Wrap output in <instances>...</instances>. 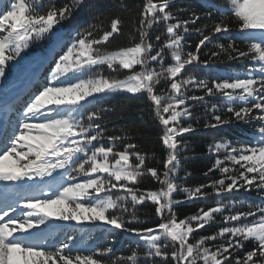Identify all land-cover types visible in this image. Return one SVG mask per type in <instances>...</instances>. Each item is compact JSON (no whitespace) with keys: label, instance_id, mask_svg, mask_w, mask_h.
Instances as JSON below:
<instances>
[{"label":"snow or ice","instance_id":"6c2138e0","mask_svg":"<svg viewBox=\"0 0 264 264\" xmlns=\"http://www.w3.org/2000/svg\"><path fill=\"white\" fill-rule=\"evenodd\" d=\"M41 2L0 0V81L6 79L12 62L34 43L49 39L53 51L62 50L51 62L46 82L34 87L19 108L0 119V181L6 187L32 182L28 187L35 188L44 177L56 176L45 184L51 195L39 188V195L21 197L19 204L13 201L0 207V264H138L137 250L118 259H104L112 253L111 247L83 254L74 247L77 242L72 234L58 243H45L41 236L44 229L64 227L50 225L51 220L74 221L81 226L74 232L99 227V221L110 226L106 231L130 233L143 242V255L150 264H156L157 257L160 264H168L169 254L174 264H264V0H228L230 7L201 0L199 11L171 10L177 0H144L136 29L138 39L130 38L132 46L115 51L102 48L122 34L119 15L105 16L104 20L97 17L98 23L74 30L65 41L56 29L72 18L84 0H68L59 7L49 3L46 11L41 10ZM214 14L218 20L212 19ZM200 21L205 22L197 27ZM160 23L165 25L163 43L161 35L153 40L150 34ZM233 26L241 42H246V50L238 47L231 35ZM190 32L201 38L195 51L185 52ZM217 34L223 35L227 44L216 43L217 50L201 61L202 48L217 40ZM166 52L172 61L167 67ZM221 54L229 61L253 63L243 76L211 81L181 78L186 66H209L212 58ZM105 66L110 72L127 70L129 74L123 79L106 76ZM93 69L95 74L84 78L83 74ZM162 79L167 82V91L160 89L158 94L156 86ZM190 87L204 95H187ZM120 92L146 93L152 102L154 116L164 128L160 137L167 149L163 178L157 168L146 165V154L127 142V134L107 133L101 123L105 109H92L93 104ZM217 95L223 98V107L230 115H217L219 106L212 104V121L203 125L205 129L245 123L254 130L248 141L222 139L209 145V153L217 154V158L204 176L218 171L220 178L194 189L183 187L174 182L181 163L176 138L195 128L192 124L184 126L181 118H192L189 100L202 102L206 96ZM118 141L123 143V150L117 149ZM221 152L223 159L218 155ZM146 173L159 182V190L142 191L138 187ZM177 192L184 193L185 200L212 195L217 200L215 206L178 220L175 206L184 201L173 199ZM252 192L260 202L249 203L247 210H242L245 200L235 197ZM146 201L152 202L160 222L154 227H130L138 219L137 206ZM217 215L221 217L219 231L195 238L197 231ZM217 239L221 243L207 246ZM248 244L251 250H245Z\"/></svg>","mask_w":264,"mask_h":264},{"label":"trees","instance_id":"16d2710c","mask_svg":"<svg viewBox=\"0 0 264 264\" xmlns=\"http://www.w3.org/2000/svg\"><path fill=\"white\" fill-rule=\"evenodd\" d=\"M68 0H42L41 10L46 11V6L49 3H55L57 7L62 6ZM144 0H84L83 6L73 13L70 20L65 21L56 31L65 33V38L70 40V36L73 31H79L87 29L89 25H94L100 20H104L107 16L109 19L113 16L119 15L123 21L122 34L116 36L107 45L103 46L102 50L115 51L119 47L132 46V40L130 38L135 37L138 39V33L136 29L139 24V12L142 9ZM218 5L224 7H230L228 0H214ZM95 6V7H93ZM185 8L193 10H201V0H177L176 3L171 5V10L176 8ZM184 18H187V13L183 14ZM218 14H214L212 19L218 20ZM174 22V21H173ZM205 21H200L196 25L197 27ZM105 25L107 20L104 21ZM165 25L160 23L154 25L150 30V34L153 40L157 35H161L162 39L166 36L164 33ZM236 38V44L238 47L246 50V42H241L237 35V30L233 26V32L231 33ZM218 39L213 43H208L202 48L199 54L201 61L208 60L212 51H216V43L227 44V40L223 35L217 34ZM201 37L198 33L190 32L186 35L187 44L185 46V52L195 51V44L198 43ZM51 40L45 39L40 43H34L28 50L22 55L25 57L31 55L35 51H45L51 45ZM13 64L15 62H12ZM169 63H172L169 54L165 53L164 66L167 67ZM251 60H245L244 63L238 61H229L227 56L221 54L218 58L213 57L209 66H205L203 63L199 65L186 66V70L183 72L181 78L193 77L195 79H204L211 81L217 77H227L231 75L241 74L247 67L252 66ZM157 67L158 65H153ZM12 68H10L11 70ZM136 70L139 71V66H136ZM95 69L92 72H85L84 78H88L95 74ZM104 75L117 76L123 79L128 73L127 70H121L118 72H110L105 66ZM159 94L160 89L167 91V82L161 80L156 86ZM187 95H204L202 90L189 88ZM223 98L219 95L213 97H205L202 102L188 101V104L192 105V118L182 117L181 122L184 126L192 124L195 131L190 133H184L182 136H178L176 139L180 141L178 144V158L181 163L176 170V177L174 182L187 188H195L201 184H210L213 180L219 179L221 174L218 171H214L209 174L208 177L204 176V173L212 166L217 158V154L209 153V145H214L216 142H222V139H228L231 141H248L250 140L253 132V127L245 123H233L231 125L222 126L218 129L208 128L205 129L203 125L206 122L212 121V104H217V115L227 116L230 115L223 107ZM92 109L103 108L105 109V119L101 123L106 127L107 133L110 135H125L127 134L130 139L127 142H131L137 145L140 152L146 154V165L148 167H155L161 173L163 178V161L167 156V149L162 144L160 137L163 134L164 128L160 124L159 120L154 116L152 102L148 99L146 93L130 94L126 92H120L106 97L101 103L93 104ZM111 109L110 111H107ZM107 143V141H104ZM186 145V147H185ZM118 150H123V143L116 142ZM221 159L224 158V153L218 154ZM134 161L135 158L133 157ZM138 187L144 190H159L162 186L158 181L151 178L150 174H145L141 179ZM211 192V188L206 189ZM185 194L177 192L173 194L174 200H183L184 202L175 206L178 220L183 219L186 216L196 214L199 209L203 208L207 210L208 207L215 206L217 197L215 195L206 199H193L185 200ZM245 200V205L242 210H247V205L259 203V197L255 192L250 194H244L243 197L236 196V200ZM227 197L225 202L227 203ZM129 207L131 204L129 203ZM136 216L137 220L132 221L129 225L134 228H146L154 227L160 222V217L154 214V206L151 201H146L142 206H137ZM128 219V216H125ZM252 218H249L251 220ZM258 219V216H257ZM59 221V220H58ZM221 217L216 216L215 220L210 222L209 225H205L204 229L198 230L195 238H199L200 235H211L219 231L221 224ZM61 225H64L61 229H64L59 233V237L52 239L50 243H58L59 241L66 240L67 236L72 234L75 237L76 245L74 247L79 248L83 254H90L97 249L105 247H111L112 253L109 257L104 259H118L120 257H126L131 254L133 250H137L139 253L138 264H150L148 258L143 254L145 247L143 242H139L135 236L122 230L106 231L109 229V225H104L101 222L96 223L99 227H91V230H85L81 232H74V228L81 227L76 225L74 221L63 222L59 221ZM87 223V222H85ZM59 229V228H54ZM36 231V230H34ZM45 232V231H44ZM194 242V240H193ZM213 243L219 244L221 241L217 239L214 242H209L207 246H211ZM252 245H246L245 250H251ZM171 252V248L167 250ZM75 254V253H74ZM243 253H241L242 255ZM156 264H160V258H155ZM168 264H174L169 254Z\"/></svg>","mask_w":264,"mask_h":264},{"label":"rangeland","instance_id":"374dc122","mask_svg":"<svg viewBox=\"0 0 264 264\" xmlns=\"http://www.w3.org/2000/svg\"><path fill=\"white\" fill-rule=\"evenodd\" d=\"M59 33L64 37L62 31ZM66 46L65 44V47ZM48 49L49 50L45 53L35 52L30 57L22 55L18 58L17 62L11 64L10 68L12 69L8 71L6 79L0 81V84L5 86L0 88V119H2L6 113L19 108L22 102L27 99L28 93L31 92L34 87L38 88L39 83L46 82L44 81V77L52 67L51 62L62 52V50L53 51L52 45ZM244 72L245 71L240 75L243 76ZM55 176L56 173L53 174V177H44L43 181L35 186V188L28 187L32 182L25 183L22 181L15 185L9 184L6 187L5 183L0 181V207L6 203H12L13 201L19 204L21 197L39 195V188H44L45 195H51V192L48 191L45 184L51 181ZM10 215L13 214L10 213ZM96 223H99V221ZM49 224L61 225L58 220H51ZM40 228L44 229V226L41 225ZM34 230L36 229H32L31 231L35 232ZM63 230L64 229L61 228L54 229L49 227L44 229L45 232H41V236L44 238L45 243H50L52 239L59 237V233Z\"/></svg>","mask_w":264,"mask_h":264},{"label":"bare ground","instance_id":"6f19581e","mask_svg":"<svg viewBox=\"0 0 264 264\" xmlns=\"http://www.w3.org/2000/svg\"><path fill=\"white\" fill-rule=\"evenodd\" d=\"M30 183V182H29Z\"/></svg>","mask_w":264,"mask_h":264}]
</instances>
